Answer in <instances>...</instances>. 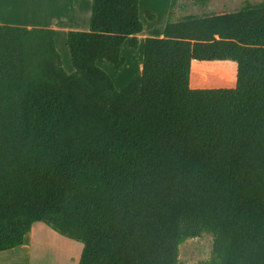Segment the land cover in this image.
<instances>
[{"label": "trees", "instance_id": "16d2710c", "mask_svg": "<svg viewBox=\"0 0 264 264\" xmlns=\"http://www.w3.org/2000/svg\"><path fill=\"white\" fill-rule=\"evenodd\" d=\"M90 1L71 73L54 28L0 23V251L43 222L77 264H182L203 232L199 264H264V0L171 21L172 0L120 90L97 62L138 47L139 0ZM193 60L234 62V85L192 87Z\"/></svg>", "mask_w": 264, "mask_h": 264}, {"label": "rangeland", "instance_id": "374dc122", "mask_svg": "<svg viewBox=\"0 0 264 264\" xmlns=\"http://www.w3.org/2000/svg\"><path fill=\"white\" fill-rule=\"evenodd\" d=\"M60 3L61 0H57ZM91 3L90 0H86ZM172 0H139V17L143 23L142 33H152V29H158L166 23ZM261 0H175L172 6L171 21H175L187 14H211L236 11L241 8L246 2L257 3ZM78 13L83 15L84 8L78 5ZM3 8V14L7 11ZM63 12L64 9L62 8ZM60 12L61 15H64ZM148 13L152 14L153 18L148 17ZM7 14V13H6ZM54 17V15H53ZM23 22V20H12ZM51 18H49L50 21ZM57 20V18H56ZM26 22V21H25ZM34 22V21H31ZM36 22V21H35ZM59 25H64L60 22ZM21 26V25H20ZM141 34L137 35L139 42L142 41ZM65 34L61 31L57 32L56 44L58 49L66 54L68 63L63 65L65 71L73 72V67L70 63L68 48L65 44ZM121 55L124 58V64L115 71L113 65L105 60L100 61L97 65L109 74L115 88L120 90L133 77L140 73L142 47L135 49L124 44L121 47ZM64 57V54L62 53ZM66 59V60H67ZM235 83V65L232 61H197L193 60L191 64L190 85L192 87H230ZM44 224V223H43ZM49 230L55 232L58 237L55 238L49 232H41L37 238V242L31 246L33 251L27 257V264H77L81 243L62 235L46 225ZM212 250V236L209 233L203 232L199 236L186 239L179 245V261L182 264H199L210 257ZM74 254V256L72 255ZM21 257V258H20ZM21 264H26V259L20 256ZM13 263L16 257H10ZM20 264V263H17Z\"/></svg>", "mask_w": 264, "mask_h": 264}, {"label": "crops", "instance_id": "0c3cea01", "mask_svg": "<svg viewBox=\"0 0 264 264\" xmlns=\"http://www.w3.org/2000/svg\"><path fill=\"white\" fill-rule=\"evenodd\" d=\"M61 1L62 2L60 3L57 0H0V23L10 24V25H21V26H26V27L38 26V27L54 28L56 31L55 32V45H56L57 51L59 52L61 56L62 64L66 65V63H68L66 54L62 52L64 54V57H63L61 51L58 49V46L56 44L57 43L56 42L57 32L61 31L66 36L67 30H87L90 12H91V3L87 2L86 0H61ZM80 4L85 10V13L83 15H80L78 13L77 6L78 5L80 6ZM3 8H5L4 9L5 11H7L4 14H3ZM62 8L64 9V12ZM60 12H63L64 15H61ZM49 18H51V20L47 21L49 20ZM8 19H12V20L20 19V20H23V22L9 21ZM31 21H34V22H31ZM60 22H63L64 25H59ZM164 25L165 23L156 32H155L156 29H152L151 30L152 33L146 34V33L141 32L140 34L144 37L145 36H161ZM144 37H142V39ZM141 43L139 42L140 45H142ZM69 58H70V55H69ZM141 59H142V56H141ZM99 62L100 61H98L97 64ZM41 232H49L53 234L55 238L58 237V235L55 232L49 230V228L45 226V223L43 224V222H36L32 226L31 230L25 234L23 243L21 245L14 247L12 249L0 251V264H17V263L21 264L20 256H23V255H24V258L26 259L25 262L27 264L29 260L28 256L30 255V252L33 251L31 246L37 242V238ZM72 255L74 256V254ZM10 257H16L15 258L16 263H13L10 260L11 259ZM67 261L68 263L66 264H69V259H67Z\"/></svg>", "mask_w": 264, "mask_h": 264}]
</instances>
